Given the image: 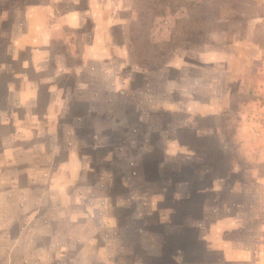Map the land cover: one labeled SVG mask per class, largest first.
Segmentation results:
<instances>
[{
    "label": "rangeland",
    "instance_id": "1",
    "mask_svg": "<svg viewBox=\"0 0 264 264\" xmlns=\"http://www.w3.org/2000/svg\"><path fill=\"white\" fill-rule=\"evenodd\" d=\"M0 264H264V0H0Z\"/></svg>",
    "mask_w": 264,
    "mask_h": 264
},
{
    "label": "crops",
    "instance_id": "2",
    "mask_svg": "<svg viewBox=\"0 0 264 264\" xmlns=\"http://www.w3.org/2000/svg\"><path fill=\"white\" fill-rule=\"evenodd\" d=\"M40 9L37 10V12ZM47 10V9H46ZM48 11V10H47ZM37 12H35V14H37ZM31 17H30V33H29V40L27 41V43L25 45H23L21 48H28V52H29V59L27 60H23L22 62V67L23 69L26 68H31V70L34 71V73H39V72H43L44 70H46V63H47V58L49 57L50 53H51V47H50V41L51 40H58L59 42H62L63 40V34L62 32H59V30L64 31V28L68 27H72V25L78 26V22L77 19L75 17V15L72 14H67V13H63L58 17L55 10H53L50 14V16H54L55 18L53 19H48L47 22V27H44L45 29V35L40 37V36H35V33L33 32L35 27H39L38 25H40L38 23V19L37 16H34V13H31ZM41 27H43L41 25ZM61 27V28H59ZM39 38V40H38ZM45 40V45L48 46H42L43 41ZM27 45V46H26ZM62 65V64H61ZM58 73V71H57ZM59 74V73H58ZM57 74L53 75V76H47L46 80L47 81V95L49 98H52V96H54V81H52L51 79H55ZM16 76H18V78L21 77V80L23 82V86H16L15 87L12 85H6L5 90L7 91V97L8 99H10V97L12 95H14L15 93L19 92V90H29L33 93L36 94L32 97V99L35 101L36 100V95L38 94V86L40 85V83L37 81V79H25V74L24 73H18ZM35 98V99H34ZM21 106V105H20Z\"/></svg>",
    "mask_w": 264,
    "mask_h": 264
}]
</instances>
